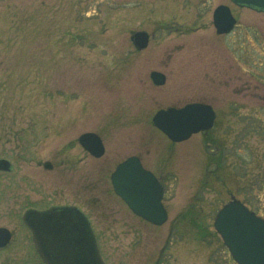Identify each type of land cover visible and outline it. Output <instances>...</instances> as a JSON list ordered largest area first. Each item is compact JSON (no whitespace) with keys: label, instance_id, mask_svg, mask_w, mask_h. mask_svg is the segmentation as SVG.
Segmentation results:
<instances>
[{"label":"rangeland","instance_id":"obj_1","mask_svg":"<svg viewBox=\"0 0 264 264\" xmlns=\"http://www.w3.org/2000/svg\"><path fill=\"white\" fill-rule=\"evenodd\" d=\"M219 5L237 20L226 35L212 24ZM136 31L150 35L141 51ZM197 100L216 111L213 142L169 146L152 116ZM86 132L103 139L102 159L78 144ZM131 154L166 175L162 226L111 191L109 174ZM56 156L75 167L106 264H235L213 221L232 197L264 219V15L229 0H0V158L15 164L1 175L0 227L15 237L0 264L37 260L21 237L19 177Z\"/></svg>","mask_w":264,"mask_h":264},{"label":"water","instance_id":"obj_2","mask_svg":"<svg viewBox=\"0 0 264 264\" xmlns=\"http://www.w3.org/2000/svg\"><path fill=\"white\" fill-rule=\"evenodd\" d=\"M264 14V0H229ZM237 21L226 5L212 12V24L218 35L228 34ZM150 36L136 31L131 40L137 50L148 46ZM154 85L165 83V76L153 71ZM215 120L211 106L190 104L181 108L158 110L152 124L172 142H181L192 134L209 130ZM78 143L92 156L104 154L100 137L92 132L83 133ZM10 162L0 159V171H9ZM114 193L133 214L155 226L166 223L168 215L162 204L163 190L154 176L144 170L138 159L132 157L120 164L110 177ZM24 222L33 234L35 249L45 264H106L98 248L95 233L87 217L76 208L55 207L42 212L28 211ZM213 227L221 237L236 264H264V219L250 211L234 197L217 212ZM10 235L0 228V247L5 246Z\"/></svg>","mask_w":264,"mask_h":264},{"label":"flooded vegetation","instance_id":"obj_3","mask_svg":"<svg viewBox=\"0 0 264 264\" xmlns=\"http://www.w3.org/2000/svg\"><path fill=\"white\" fill-rule=\"evenodd\" d=\"M190 104L209 105L212 107L213 111L216 114V111L214 110L213 106L207 102H204V101H198V100L197 101H190V102L185 103L184 105H182L180 107L190 105ZM180 107L178 106L175 108H180ZM215 121H216V118L214 120L213 127L211 129H209L208 131H203V132H199L196 134H192L188 139H186L182 142H172L171 140H169L164 134H162L158 129H156L152 125V118H151V125L159 133H161L165 137L166 141L169 143V146H176V145L181 144V143H187L194 136H200V137L202 136L204 138V143L206 145H211V141L213 142V140L209 139L207 141V139H208L209 135L211 134V132L215 126ZM100 139H101L103 146H104V154L101 157L96 158V157H93L91 154H89L87 151H85L83 149L86 156H90L92 159H96V160L102 159L104 157V155L106 153V149H105L103 139L101 137H100ZM77 141H78V139H77ZM206 145H204V147H206ZM216 154L217 153L215 152V154H208V155L210 158H212L213 156L215 157ZM132 157L138 159L142 168L144 170L150 172L154 176L156 181L159 183V185L162 187V190H163L162 203L164 205V193H165L164 183L166 180V175H163V172H161L160 174H157L153 169L146 166L143 163L141 156L138 154L128 155L116 163V165L114 166V169L111 171V173L108 176V183L110 185L111 191L113 192V194L116 197H118L122 201V199L114 193L110 177H111L112 173L116 170V168L120 164H122L127 159L132 158ZM0 159H4V158H0ZM215 159H216V157H215ZM10 165H11V167H10L9 171H0V182H1V175H3V174L11 175L14 173L15 164L10 161ZM74 171H75L74 166L64 167L63 160L59 156H56L54 161H52V160H43V161L39 160V161H37L35 171L33 170L32 173L28 172V173H25L19 177V183L23 184L24 188H25L24 199L26 200V208L23 210V212L21 214V223H22L23 227L25 228L26 232L21 234L22 235L21 237H23L27 240L28 245L32 249V253H34L37 257L36 261H29L26 264H45L35 249L34 242H33V234L24 222V215L28 211L42 212V211H46L48 209L55 208V207L76 208V209H79L87 217L91 227L93 228L92 222H91L88 214H86L78 205V202H77L78 190H77V184L75 182V177H73L75 175ZM68 172L70 173L69 179H67L68 178L67 177ZM47 174L50 175V177L47 178ZM64 178H66L67 183H64ZM68 180L70 181V183L68 182ZM0 186H1V184H0ZM11 195H14V193H12ZM64 196L70 197V199L64 200L63 199ZM122 203L127 207V205L124 201H122ZM10 204H12V203H10ZM134 216L137 217L136 215H134ZM137 218L140 219L141 221H144L143 219H141L139 217H137ZM0 228H5V227H0ZM5 229H7V228H5ZM8 232L10 235L9 241L7 242V244L5 246L0 247V250L7 248L11 244L12 239L15 237L14 231L8 230Z\"/></svg>","mask_w":264,"mask_h":264}]
</instances>
